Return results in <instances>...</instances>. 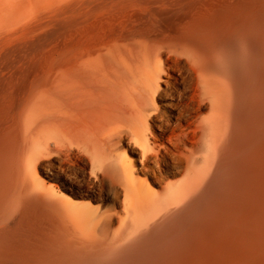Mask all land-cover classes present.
Instances as JSON below:
<instances>
[{
  "label": "bare ground",
  "instance_id": "1",
  "mask_svg": "<svg viewBox=\"0 0 264 264\" xmlns=\"http://www.w3.org/2000/svg\"><path fill=\"white\" fill-rule=\"evenodd\" d=\"M0 264H264V0H0Z\"/></svg>",
  "mask_w": 264,
  "mask_h": 264
}]
</instances>
